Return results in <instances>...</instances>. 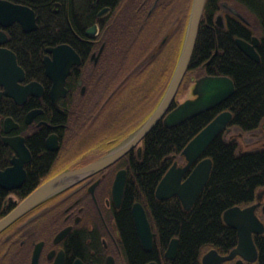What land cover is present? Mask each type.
Here are the masks:
<instances>
[{
    "label": "flooded vegetation",
    "instance_id": "flooded-vegetation-1",
    "mask_svg": "<svg viewBox=\"0 0 264 264\" xmlns=\"http://www.w3.org/2000/svg\"><path fill=\"white\" fill-rule=\"evenodd\" d=\"M192 4L193 0H0V54H14L23 70L20 85L36 81L43 88L40 95L28 93L18 103L3 93L6 87L0 83V172L21 164L0 180L6 185L16 183L24 171L20 186L0 184V219L50 178L91 163L126 142H122L126 135L120 137L124 128L120 122L109 130L108 119L103 118L106 106L115 98L126 101L141 95L140 85L167 82L166 70L179 59ZM200 25L214 37L227 32L236 45L237 39L252 45L260 61L264 0H205ZM36 35L45 83L30 70L34 64L30 55L25 59L20 54L21 39ZM60 45L69 46L79 61L70 66L66 95L58 98V108L50 97L52 81L46 75L44 58L52 59L50 49ZM211 52L195 66L203 69L201 75H224L208 70L215 64L218 45ZM151 95H157V89ZM77 104L81 108L69 107ZM114 109L109 113L113 117L118 112L117 106ZM232 130L225 131L224 138L235 140ZM54 139L58 148L52 150L49 145H54ZM141 141L1 228L0 264H172L174 258L165 256L167 247L163 250L157 245L152 223V245L149 250L143 246L131 215L134 202H124L131 166L142 158ZM119 176L124 178V187L121 197H116ZM257 201L256 211L264 220V193H256L253 203ZM128 208L131 223H120ZM231 229L236 243L218 251L221 256L237 244L238 234ZM263 234L264 230L253 233L255 245L254 237ZM221 264H259L258 254L254 261L237 254Z\"/></svg>",
    "mask_w": 264,
    "mask_h": 264
},
{
    "label": "trees",
    "instance_id": "trees-1",
    "mask_svg": "<svg viewBox=\"0 0 264 264\" xmlns=\"http://www.w3.org/2000/svg\"><path fill=\"white\" fill-rule=\"evenodd\" d=\"M217 36L214 37L212 31L207 33L202 25L199 26L187 74L172 106L178 103L180 93L188 85L189 76L202 73L203 69L195 66V63L206 60L217 45L219 53L214 58L215 64L209 65L208 70L231 77L235 85L234 93L221 105L175 126L167 127L159 121L141 142L142 158L132 164V175L125 190L124 202L130 205L140 202L144 206L156 231L159 247L165 250L172 238H178L177 254L172 264H201V257L207 250L214 248L221 252L233 246L236 243L234 230L225 224L224 210L235 205L245 207L252 204L256 192L264 189V141L243 145L239 135H236L235 140H229L224 138V133H220L201 155V158H211L212 167L208 181L190 209H185L177 196L163 200L155 196L158 182L175 157H179L185 145L219 112L230 110V125L242 132L264 130V51L261 52L260 61L256 62L238 48L231 33L219 35L217 32ZM38 38L36 35L21 39L24 49L20 54L25 59L30 55V59L34 60L30 70H35L34 77L45 83L47 79L39 64L41 53ZM149 87L145 84L138 90L148 91ZM166 87L167 82L159 85L158 99L153 98L136 127L148 118ZM69 107L81 108L78 104ZM62 116L65 117V114ZM120 223H131L130 208ZM254 239L258 248V262L264 264V234Z\"/></svg>",
    "mask_w": 264,
    "mask_h": 264
},
{
    "label": "water",
    "instance_id": "water-1",
    "mask_svg": "<svg viewBox=\"0 0 264 264\" xmlns=\"http://www.w3.org/2000/svg\"><path fill=\"white\" fill-rule=\"evenodd\" d=\"M204 2L205 0H193L184 42L176 67L161 100L146 121L126 138V142L123 145H117L91 163L79 168L64 170L44 182L24 198L12 211L0 219V229L55 192L80 181L118 159L142 140L160 120L167 127L175 126L220 105L234 93L235 85L231 77L227 75H203L195 79L192 87L194 97L187 98L171 108L194 50ZM9 6L14 5L9 4ZM16 7L19 6L15 5L14 8ZM236 43L245 55L256 62L259 61V56L252 45L241 39H237ZM50 50L53 52V58L51 59L48 55L44 58L45 72L52 81L50 88L51 100L59 108L58 98L66 95L65 81L70 66L74 62H78L79 59L67 45H60ZM22 71L16 64L14 54H0V78H3L0 83L6 87L3 93L12 96L18 103H22L28 93L40 95L43 92L41 84L36 81L20 85L18 80L22 79ZM34 114L35 112L30 113L27 121ZM231 118L232 113L230 111H221L186 144L180 153L184 163L179 164L175 160L158 182L155 189V196L158 199L163 200L177 196L185 209L192 207L208 181L212 167L211 158L204 157L200 159V157L218 134L222 131L230 130L229 123ZM7 123H9V119L5 120V125ZM4 140L10 142L8 138H4ZM56 142L54 139V145H49V148L52 150L57 149L58 144ZM16 148L20 149L18 146ZM17 167H21V164L15 163L13 167L0 172V178L4 176L8 178ZM23 180L24 171L22 170L16 183L6 185L0 180V184L4 188H13L20 186ZM115 185L118 188L116 197H121L124 178L119 176ZM260 192L264 193V189L257 192L258 196ZM259 204L260 201H257L245 207L235 205L224 210L223 220L228 226L236 230L238 234L237 244L226 256H221L214 248L209 249L202 255V264H221L223 260L233 258L237 254L248 261L256 259L258 252L253 240V233H260L264 230V221L256 211ZM131 215L137 235L140 237L143 246L149 250L154 233L151 230L150 221L144 206L140 202L133 203ZM178 242V238L170 240L165 251L166 257L173 259L176 256Z\"/></svg>",
    "mask_w": 264,
    "mask_h": 264
},
{
    "label": "rangeland",
    "instance_id": "rangeland-1",
    "mask_svg": "<svg viewBox=\"0 0 264 264\" xmlns=\"http://www.w3.org/2000/svg\"><path fill=\"white\" fill-rule=\"evenodd\" d=\"M173 69H174V67L173 68L171 67L170 69L166 70V74H167L166 79H168L167 83L169 81V78L172 74ZM144 76H147V75L145 74ZM160 84H163V82L149 83L148 85L150 86L149 87L150 89L148 91H146V92L143 91V93H141V95L133 96L131 98H128V100H126V101H125V99L120 100L119 98L112 99L111 103L106 106V109H105V112L103 115L104 120L108 119L107 125H108L109 130H112V128L115 126V124L120 122L122 124V126L124 125V128L122 130L123 132L121 134H123V133L127 134L128 132L133 131L134 128H136V124L138 125V123H140L139 119L143 115L144 111L148 107H150V102L153 100V98H154V100L158 99L157 95H151V93L155 89L158 90ZM137 85H138V83L135 84V86H137ZM192 87H193L192 78L189 76L188 85L182 91V93H180V95L177 99L178 103L182 102L186 98L192 97ZM139 88H140V86H139ZM149 96H151V97H149ZM129 99H131V100H129ZM144 101H145V103H144ZM112 106H114V107H112ZM116 106H117L116 111L118 110V112H117L116 116L113 117V115H111L109 113L114 112V110H115L114 108ZM135 112H137V113H135ZM110 124H111V128H110ZM240 133H241L240 137H241L243 145L253 144L254 142H257V141H264V130H262V129H258V130L253 131V132H242L239 129L234 127V130H232V132H231V134L234 136L238 135Z\"/></svg>",
    "mask_w": 264,
    "mask_h": 264
},
{
    "label": "bare ground",
    "instance_id": "bare-ground-1",
    "mask_svg": "<svg viewBox=\"0 0 264 264\" xmlns=\"http://www.w3.org/2000/svg\"><path fill=\"white\" fill-rule=\"evenodd\" d=\"M257 62H258V61H257ZM228 111H230V110H228ZM230 112H231V111H230ZM239 152H240V150H239ZM25 198H26V197H25ZM20 202H21V201H20ZM20 202H19V203H20ZM19 203H18V204H19ZM134 203H135V202H134ZM18 204H17V205H18ZM176 254H177V253H176ZM175 257H176V256H175ZM175 257H174V258H175Z\"/></svg>",
    "mask_w": 264,
    "mask_h": 264
}]
</instances>
